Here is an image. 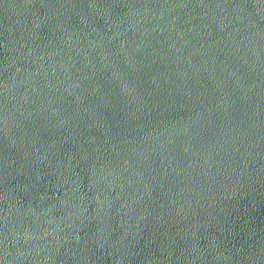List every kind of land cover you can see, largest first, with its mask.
I'll return each mask as SVG.
<instances>
[{
	"label": "water",
	"instance_id": "obj_1",
	"mask_svg": "<svg viewBox=\"0 0 264 264\" xmlns=\"http://www.w3.org/2000/svg\"><path fill=\"white\" fill-rule=\"evenodd\" d=\"M0 264H264V0H0Z\"/></svg>",
	"mask_w": 264,
	"mask_h": 264
}]
</instances>
